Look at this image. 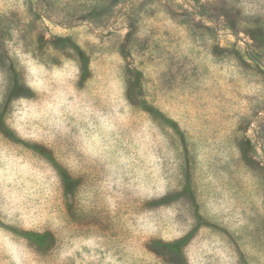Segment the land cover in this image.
<instances>
[{
  "label": "rangeland",
  "instance_id": "1",
  "mask_svg": "<svg viewBox=\"0 0 264 264\" xmlns=\"http://www.w3.org/2000/svg\"><path fill=\"white\" fill-rule=\"evenodd\" d=\"M117 1L0 0V264H264V0Z\"/></svg>",
  "mask_w": 264,
  "mask_h": 264
},
{
  "label": "trees",
  "instance_id": "2",
  "mask_svg": "<svg viewBox=\"0 0 264 264\" xmlns=\"http://www.w3.org/2000/svg\"><path fill=\"white\" fill-rule=\"evenodd\" d=\"M126 1V0H125ZM119 2V0L117 1V3ZM122 2H124V0L123 1H121V3ZM120 3V2H119ZM120 3V4H121ZM191 9H192V11L193 12H191V14L192 15H200V16H204L203 15V13H201V12H199L198 10H194L192 7H191ZM258 14H260V17H259V23L257 24L258 25V27H257V29H260V30H263V28H264V24H263V18L264 17H262V13L261 12H259ZM102 19H103V17H99L98 19L96 18V20H100V21H102ZM260 34H262V36H263V38H264V31H261V32H257V31H253V33H252V37H253V40L255 41V42H259V41H261V39H259L260 37ZM264 40V39H263ZM236 55H237V57L240 59V60H244V56L242 55V53H240V52H236ZM246 56L245 57H247V59L249 60V61H251V62H253V64L256 66V67H262V68H264V65L263 64H261V61H260V58H259V56H257L255 53H253V52H250L249 50L247 51V53L245 54ZM264 150V149H263ZM186 190H184V192H185ZM183 192V193H184ZM174 201L173 200H169V201H167V203H163V202H161V203H163V205H165V204H171V203H173ZM160 244V243H159ZM186 244H187V240L186 239H182V240H179V241H175V242H171V243H167V244H164V246L168 249V250H170V251H172V252H174V254H175V256H177V257H180L181 256V251H182V249L186 246Z\"/></svg>",
  "mask_w": 264,
  "mask_h": 264
}]
</instances>
